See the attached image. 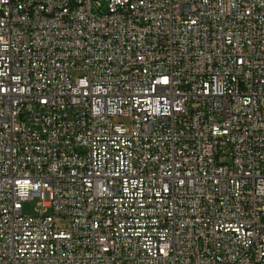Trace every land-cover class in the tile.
Listing matches in <instances>:
<instances>
[{
  "label": "built area",
  "instance_id": "obj_1",
  "mask_svg": "<svg viewBox=\"0 0 264 264\" xmlns=\"http://www.w3.org/2000/svg\"><path fill=\"white\" fill-rule=\"evenodd\" d=\"M0 264H264V0H0Z\"/></svg>",
  "mask_w": 264,
  "mask_h": 264
},
{
  "label": "rangeland",
  "instance_id": "obj_2",
  "mask_svg": "<svg viewBox=\"0 0 264 264\" xmlns=\"http://www.w3.org/2000/svg\"><path fill=\"white\" fill-rule=\"evenodd\" d=\"M114 121L115 122L126 123V121L124 119H115ZM37 203H38V199H33V200H29V201L23 202L21 204L22 214L24 216L35 215V209L37 208L36 207ZM55 224H56V227L64 229V228L67 227L68 221H66V220H58V221L55 222Z\"/></svg>",
  "mask_w": 264,
  "mask_h": 264
}]
</instances>
